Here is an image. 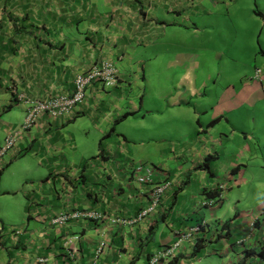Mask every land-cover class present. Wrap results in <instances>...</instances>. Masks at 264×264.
I'll return each mask as SVG.
<instances>
[{"label":"crops","instance_id":"0c3cea01","mask_svg":"<svg viewBox=\"0 0 264 264\" xmlns=\"http://www.w3.org/2000/svg\"><path fill=\"white\" fill-rule=\"evenodd\" d=\"M204 15L219 25L201 24ZM99 61L115 68L114 86L94 81L72 114L21 129L32 102L72 94L76 74ZM259 68L264 0H0V145L18 134L0 158V187L11 189L6 173L29 152L23 183L42 174L26 221L5 230L0 218V264H147L202 220L199 251L184 239L178 259L160 264L211 254L264 264L246 253L264 245ZM78 130L98 135L96 154L76 144ZM165 182L158 211L134 220ZM206 190L218 193L209 206ZM75 211L98 215L52 222Z\"/></svg>","mask_w":264,"mask_h":264},{"label":"built area","instance_id":"2783aa9c","mask_svg":"<svg viewBox=\"0 0 264 264\" xmlns=\"http://www.w3.org/2000/svg\"><path fill=\"white\" fill-rule=\"evenodd\" d=\"M261 70L256 69L255 78L261 80L260 78ZM99 81L105 86H114L118 81V75L115 68L112 66L110 62L107 61H99L94 63L90 68L82 73L76 74L74 78V88L73 92L70 95L64 94H56L51 95L46 98L36 100L32 102L26 110L25 119L20 126L21 129L25 130L33 126L38 118L43 114H49L51 116H68L73 113L75 108L84 100L85 91L87 86L92 82ZM264 89V86H263ZM19 98L23 97L22 95L17 94ZM17 132L11 131L9 132L3 143L0 145V158L4 153L9 151L14 145L17 139ZM137 168V167H136ZM137 169H140L138 167ZM150 171L148 170L147 174L144 176H138V181L144 182L145 180L149 181ZM168 183L159 184L154 188L153 191V200L150 204L147 205L146 208L140 210L134 217V220H138L143 218L144 216L150 213H156L160 208L162 202V193L168 187ZM218 189H223L224 185L221 184L217 187ZM216 202L215 198H208L203 202V205H212ZM98 214L95 212H85V211H75L71 214H59L52 219L53 223L64 224L70 218L77 217H93L95 218ZM203 220L200 224H196L191 226L189 231L181 234L177 237V240L169 245L161 248L157 252H155L151 258L148 260L147 264H156L161 259L166 260L169 263L171 260L176 258L177 253L179 252V248L181 246V242L186 239V241L193 242L195 244L199 234L203 231ZM42 260V259H41ZM184 264H191V261H187Z\"/></svg>","mask_w":264,"mask_h":264},{"label":"rangeland","instance_id":"374dc122","mask_svg":"<svg viewBox=\"0 0 264 264\" xmlns=\"http://www.w3.org/2000/svg\"><path fill=\"white\" fill-rule=\"evenodd\" d=\"M204 7H206V10H210L213 13H219V12H226V8H224L223 4H216L213 5L209 2H205L204 3ZM201 24H203L204 26H208L211 27L213 25L217 26L219 25L214 18H208L207 15H204V19L201 21ZM260 69V68H259ZM254 70V68H253ZM261 70V69H260ZM261 75L264 77V72H261ZM5 118V115H3V118ZM90 135L88 136V133H83L81 134L80 130H78V133L75 134V141L77 145H81L79 147H86V149H88L89 147H91V143L95 144V150L92 148L91 150L94 151L93 153H97V144L99 143V137L97 135V137L95 136V133L93 131L89 132ZM92 134H94V142H93V138H92ZM4 133L3 130L0 129V140L2 139ZM83 143H86L85 145H83ZM92 147H94L92 145ZM143 149V147H142ZM94 154V155H95ZM139 155V154H138ZM28 158L33 159L31 152L27 153L24 157L19 158L16 162H14V164H12L7 173H6V178L8 180H4V183H6L7 185H9V187L11 189H8V192L3 191L2 187H0V218H3V225L5 226V230L7 228H10L12 225H16L19 226L21 223L26 221V212H27V206L28 204H31V199L32 197H28L26 194L27 193H33V189L35 190L37 188V182H39V180L41 181L42 179H40L39 176H41L42 174L40 173L39 176L37 174H35L34 176L39 179L37 180L36 178L32 179V182H30V180H28L27 182L23 183V179H21L20 174L22 175L24 173V169L23 168H33L34 165H30L27 161H25V165H24V161L20 163L21 160H27ZM36 159L37 162L39 161V156L36 155ZM146 167L148 165H150L147 162H141L139 161L138 163H136V166L140 167ZM40 167H45L44 165H40ZM154 169V168H153ZM164 181V180H163ZM28 184V185H26ZM15 185H17L16 189H13L15 187ZM47 198H50V196H47ZM52 200V199H51ZM34 205H32L30 207V209H34L33 207ZM7 220H14V221H19L20 222H7L4 219ZM14 228H17V227ZM3 230V232L5 231ZM176 257H178V254L176 255ZM176 260V258H174L173 260H171L170 262ZM217 261L216 264H227L226 260L227 258L222 257L221 258L218 255L215 254H211L208 255L207 257H202L201 260L197 263V264H214L211 261ZM190 261V260H188ZM225 261V262H224ZM169 262V263H170Z\"/></svg>","mask_w":264,"mask_h":264},{"label":"trees","instance_id":"16d2710c","mask_svg":"<svg viewBox=\"0 0 264 264\" xmlns=\"http://www.w3.org/2000/svg\"><path fill=\"white\" fill-rule=\"evenodd\" d=\"M209 158H211V156H207V158L205 159V162H204V165H205V163L209 160ZM216 196H218V193L216 192V191H212V190H206L205 191V200L206 199H208V198H215ZM163 216V215H162ZM224 228H228V225L227 224H224ZM223 228V229H224ZM155 229V227H150V232H152L153 230ZM228 234V233H227ZM205 240L204 239H198L197 241H196V244H195V246H194V249H193V254H196L198 251H199V249L202 247V245H203V242H204ZM258 249V250H257ZM256 250L255 249H251V250H246V253L247 254H252V253H254V254H256L259 258H261V259H263L264 260V245L263 246H261L260 248H257ZM246 254V255H247ZM176 259H178V257H176ZM163 261V259H161L158 263H156V264H160L161 262Z\"/></svg>","mask_w":264,"mask_h":264}]
</instances>
